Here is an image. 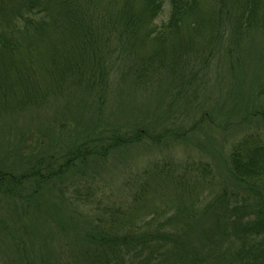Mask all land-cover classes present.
Masks as SVG:
<instances>
[{
    "label": "trees",
    "instance_id": "trees-1",
    "mask_svg": "<svg viewBox=\"0 0 264 264\" xmlns=\"http://www.w3.org/2000/svg\"><path fill=\"white\" fill-rule=\"evenodd\" d=\"M112 77L155 109L123 126L86 118ZM69 93L77 105L56 107ZM185 106L200 118L185 122ZM44 107L54 125L34 141L3 139L6 264H264V0H0V119L32 124ZM215 126L239 136L223 167L192 159L176 174L162 158L121 201L96 183L124 149L202 151ZM36 213L47 233L30 227Z\"/></svg>",
    "mask_w": 264,
    "mask_h": 264
},
{
    "label": "rangeland",
    "instance_id": "rangeland-1",
    "mask_svg": "<svg viewBox=\"0 0 264 264\" xmlns=\"http://www.w3.org/2000/svg\"><path fill=\"white\" fill-rule=\"evenodd\" d=\"M167 14L168 10L167 7H165L164 15L159 18L158 22H164L167 18ZM257 48L260 47L258 46ZM128 81L129 79L127 78L122 84L121 77H112L109 82V91H112V94H107L104 99L103 106H100V108L91 111V113H88L86 115V118L95 119L97 122V118H99L100 122L102 124L107 123L108 127H111L112 125L123 126L126 121L134 122V118L137 117L136 115L132 118H126V115L131 116L133 113L139 114L146 108H149L148 110L150 111L154 110L155 106L151 105V96H148L147 93H144L142 91L143 89L137 84H133L131 88L128 86V88L121 87L125 83H128ZM214 94L215 92L213 91L211 96L213 97ZM65 96L66 97L64 98H56L55 102V106L58 108H62V110H66V106H70L73 108L74 105H77L75 103L80 100V96L77 93H69V95L65 94ZM81 108L83 107L81 106ZM186 112L187 118L185 119V122H187L192 117L199 119L203 111L201 112L200 110L196 111L193 109L188 110L186 106L180 108L181 117H183ZM35 113L37 115V118L32 121V124L27 118L25 122V119L21 117L12 120L6 117L0 119V157L1 159L5 158L2 163L9 164L10 159L13 157V155L3 154L4 151H7L3 144V139L6 138V135L8 133L12 132L10 142L15 140V138L13 137L17 135V132H19L22 136L28 137L26 139H29L28 142H32L34 141V138L40 135L39 131H42L44 126L48 127V122L53 124L54 119H52V116H54L57 112H55L54 109L51 110L50 108L49 110H47L44 107L41 110H35ZM34 115L35 114H33L32 116ZM96 115H99V117H96ZM234 135V131L227 132L225 134L222 132L221 128L216 126L211 127L210 131L205 135L212 140L211 144H207L209 143V141L205 143L204 138H196L198 144L204 148L202 151H200L199 149L197 150L195 147L194 150L192 146L188 144V142L181 143V141L180 143L171 142L170 144H164L160 147L148 146L146 145V143L138 144L136 146H133L132 148L124 149L122 150V152H119L118 154L112 156L109 159L108 164L103 169L98 170L99 175L96 176V183L102 186L105 183L107 185V188H109L111 195H113L116 200L121 201L124 200L127 195H129L131 190L130 185L128 186V189L124 186V181L126 182L127 180H130L129 183H132L133 178L138 175L139 171L145 168L149 163L162 160V158H166L172 161L170 163L172 164L176 174H180L184 165L189 160L192 161V159H194L195 161L201 160L203 162H208L212 166L223 167L226 162L225 160L227 159L226 154L231 144L239 138V136L235 137ZM213 147H216V149L212 150ZM220 150H222L221 153H219ZM13 151L14 150H11V152ZM205 151H209V153H205ZM212 151H216V155L222 161H217L218 158L213 157ZM216 167H214V169L218 170L216 169ZM47 205H52V203L50 202ZM9 206H11V204L8 205L6 200L0 201L1 217L9 216V213L7 212V208H9ZM32 216L33 217L28 221L30 227L37 232H39V230L42 228L43 233H47L49 228L46 223H43V221L40 220L41 218L39 217V213L33 214ZM1 240L2 239H0V264H6L5 259L8 258V255L2 248Z\"/></svg>",
    "mask_w": 264,
    "mask_h": 264
}]
</instances>
